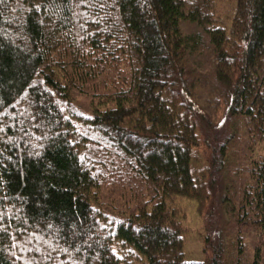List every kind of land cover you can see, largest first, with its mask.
<instances>
[{
  "label": "trees",
  "instance_id": "trees-1",
  "mask_svg": "<svg viewBox=\"0 0 264 264\" xmlns=\"http://www.w3.org/2000/svg\"><path fill=\"white\" fill-rule=\"evenodd\" d=\"M139 258L264 264V0H0V264Z\"/></svg>",
  "mask_w": 264,
  "mask_h": 264
},
{
  "label": "rangeland",
  "instance_id": "rangeland-1",
  "mask_svg": "<svg viewBox=\"0 0 264 264\" xmlns=\"http://www.w3.org/2000/svg\"><path fill=\"white\" fill-rule=\"evenodd\" d=\"M79 105L85 110L87 102L81 100L79 101ZM176 202L186 212L184 223L187 226V230L183 234L185 256L189 260H204L211 254L210 250L206 249L204 241V238L209 234V231L206 229V218L197 212V203L195 200L179 198ZM216 209L217 212L213 218V231L210 235L218 242L222 237V227L225 225L226 215L220 206L216 205ZM137 264L145 263L139 258Z\"/></svg>",
  "mask_w": 264,
  "mask_h": 264
}]
</instances>
